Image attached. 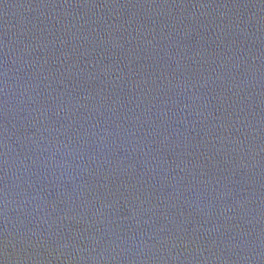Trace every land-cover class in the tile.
I'll return each instance as SVG.
<instances>
[{
    "label": "water",
    "instance_id": "obj_1",
    "mask_svg": "<svg viewBox=\"0 0 264 264\" xmlns=\"http://www.w3.org/2000/svg\"><path fill=\"white\" fill-rule=\"evenodd\" d=\"M0 264H264V0H0Z\"/></svg>",
    "mask_w": 264,
    "mask_h": 264
}]
</instances>
